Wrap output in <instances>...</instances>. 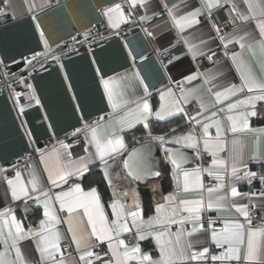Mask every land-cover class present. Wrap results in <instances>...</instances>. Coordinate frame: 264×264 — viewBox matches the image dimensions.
<instances>
[{
  "label": "crops",
  "instance_id": "obj_1",
  "mask_svg": "<svg viewBox=\"0 0 264 264\" xmlns=\"http://www.w3.org/2000/svg\"><path fill=\"white\" fill-rule=\"evenodd\" d=\"M258 2H264V0H252L254 5L253 10L257 12L259 11V9L256 8ZM106 3H110L109 7H111L118 4L119 0H6V2L4 0V6L0 10V13L10 15L12 21L0 26V59L7 60L20 54H26L32 50H37V52H39L43 46V41L46 40L47 44L54 45L71 34L83 30L89 24L97 22L98 17L96 8ZM226 5L231 6L232 9L233 5H235L238 12L250 17L249 20L244 21L237 16L239 20L237 26L220 32L215 30L212 20L206 18L201 20V18L214 12V10ZM163 7L166 8L167 12L162 15L168 18L172 27L170 31L162 34L158 38L152 39H148L138 31L134 34H130V30L138 28L140 23L146 21V19L141 20L140 17L146 16L148 18L155 14H159L158 12L163 9ZM122 8L128 16L127 21L122 23L119 29H114L109 25L107 17L103 14V22L106 26V29H104L105 31H94L87 37L86 43L100 40L104 42L94 50H83L81 53L63 60V74L59 68L54 67L42 69L32 75L30 83L35 98L27 107L28 109H33L29 111L24 118L26 123L30 126L31 138L33 140H38L42 138V136L52 133L57 136V141H60L62 138L61 134H63L67 128L80 129L83 124H85L87 120H90L96 113L102 114L101 118L103 119L90 120L87 124L89 128L96 127L99 124L102 137H108L115 131L117 135L123 138L125 132L139 127H142L144 131L149 134V132L152 131L150 128L153 121H168V127L170 128H176L188 122V118L184 111L174 112L172 115L166 116L163 120L155 115L149 117L147 121L132 120L130 124L124 123L117 130V124L120 118L125 115L128 109L125 108L123 111H120L119 109L114 110L111 107L103 84V80L109 78H114L120 82L119 90L124 93V95L120 97L121 104L123 100L132 102L137 98L144 97L145 93L142 86L147 85V90L151 89L152 91L147 94V99L152 107L153 113L160 109L162 102L160 98L161 93L167 92L168 89H171L175 97L181 100L180 107L184 109L186 103L183 102V92L188 96L187 102L192 100L197 102L200 109L199 113H203L202 115H198V119L203 123L205 122V117L210 116V111L201 109V103L203 102L206 108L211 111H215L216 107L213 106L214 96L209 95L208 89H211L214 93L216 91H222L232 84L237 86L241 84L240 73L237 70L236 63H234L232 59L233 53H242L243 59L252 67L258 78L264 80V47L260 44L261 37L259 29L256 26V20L260 17L257 16L255 19L251 18V13L245 0H219L218 6L211 9L210 12L206 7H203V0H145L142 5L137 4L135 6L131 5L130 0H127V7L124 8L122 6ZM198 8L201 9V12L195 19L199 22L193 23L191 26L180 28L171 18L172 16L177 17V19L186 17L188 13H192ZM106 9L103 10V13ZM136 9L141 10V15L138 19L133 15ZM29 11L37 14L35 18L36 23L28 17ZM121 31H124L126 34L120 36ZM222 35L225 36L224 40L220 39ZM241 36L245 37L244 43L246 45L251 44V50H249L248 47L241 49L240 43L238 42V38ZM229 40H232V42L229 43ZM78 46L79 45L68 46L66 49L56 51V54L65 53L64 55H66L74 53L75 50H78ZM177 46L180 47L179 52L169 62L164 63L158 61L156 55L162 48ZM149 48L152 50L153 55L137 66L135 65L138 69L137 72L140 78L137 79L133 77V72H135L132 67L133 56ZM215 48H220L224 53H227L225 54V59L212 62L206 58V53ZM148 53L149 51L147 50L145 54ZM38 61L44 63L45 58L40 57ZM189 76H194L195 79L188 81L186 77ZM141 80L142 83H140ZM164 80L166 81L163 82ZM235 81L237 82L235 83ZM176 84H179V86L177 87ZM193 89L195 91L190 93V90ZM245 94L237 93L236 97L230 98V101H225L223 104L218 105V107L226 109L228 102H233L236 98H243ZM252 94L256 95L258 93ZM37 99L39 103L36 102ZM135 107L136 105L132 103L131 108L135 109ZM111 110H113V113H111ZM248 112H255V114L259 113L263 115L264 101H256L254 107L248 108ZM176 118H180L181 121L178 122ZM217 118L220 119L219 117ZM208 122L211 123L210 120ZM145 123H147V127H145ZM227 124L230 129V123L228 121ZM260 126H264V121L253 123L251 128H258ZM19 128L21 130L19 122L14 118L9 98L7 96L0 97V211H3L5 208L12 209L23 201L33 202L37 200L36 197L40 194V191L51 189L54 193L56 191L66 190L72 183H80L85 191L94 187L84 185L82 181L83 175L80 174L81 172L84 174L89 171L92 166L98 164L97 162L101 163L99 157L95 155V145L89 143L90 139H86L85 152L80 156L71 157L69 151L63 145L51 146L44 150H40L37 159L29 160L28 166L16 169L12 177L8 179L5 178L2 172L6 170V166L2 163L11 156L24 152L29 145L27 136L24 137V135H21ZM228 131L229 137L226 138L225 131L223 130L224 146L223 150L218 152L217 156L218 159H222L226 162L227 170L225 171L224 167L212 166V162L204 167V169H209L214 172L219 171L224 176L225 188L220 191V195L227 196L225 207L221 209L215 207L212 209L207 208L208 194L206 189L209 187L204 186L205 191L203 192L197 190L187 193L181 191L178 193L179 198L182 200H194L203 197L205 201V207L200 212L201 219L199 221H186L188 223L187 229L178 227L176 231L172 232L176 233L178 230L182 229L187 233L192 231L194 227L199 228L201 223L203 224V230L193 232L191 236L185 234L181 238V244L185 246L186 253L189 252L186 247L188 243L192 244L191 251L196 252L202 251L205 247L209 248L211 246H216L211 240V229L209 227V221L204 219L205 213L208 212L211 214L213 218L211 221L219 219L222 225L224 219H238L241 223H244L247 228L249 225L246 224L245 217L228 205H247L249 215L251 214V208L255 209L256 212H260L264 209V191L247 196L243 188V175L245 174L248 163L251 161L264 163V133H248L247 130L240 133ZM189 132L197 135L189 127L179 132L175 137L184 136ZM209 132L213 138L216 136L215 127L210 128ZM202 134L203 129L201 127V131L199 135H197L200 137L198 150L200 149L203 152L210 153L204 150ZM156 137H160V135ZM89 138H91L90 132ZM150 138H155V136L153 135ZM174 138L172 143L178 146H184L183 144H176ZM233 140H239L240 142V157L236 161L238 172L235 175H233L231 171L233 163L231 159ZM124 148L125 145L122 149H119L118 152L106 156L105 160L108 161L114 158L122 152ZM198 150L197 152L199 153ZM57 153L59 154V159H57ZM69 161L73 162L74 169L79 168L80 171H74V174L68 178L67 184H62L60 188L52 186L48 179L49 171L58 168L60 164H67ZM197 163L198 161H196L193 166L184 170L197 168ZM17 172H20L22 180L28 185L29 189H31L29 181L32 179L33 175L38 179L39 190L31 193V199L21 197L19 200H14L12 198L11 187L7 181L10 179L14 180ZM204 173L208 174L207 171H204ZM53 178H56L55 171H53ZM213 178L215 177L213 176ZM219 183L220 181L216 180V185L212 187H216ZM123 184L121 180V187L124 189L127 186L125 187ZM148 187L152 196L153 206L147 213H143L142 211L145 221H147L149 217L155 215L156 205L165 203L164 197L172 193L171 189L169 191H163L157 181H153ZM231 187H236L239 195L232 196ZM124 197L127 201L130 198H128V193L124 195ZM113 200H117L114 192L113 197L109 198L105 203L101 199L105 212L109 215L110 219L113 218L111 216L112 209L110 207ZM137 203L141 210L142 205L138 197H131L130 201L127 203L128 209L130 211H135ZM36 205L42 207V210L38 212V216L41 220L44 218L43 203L37 200ZM53 206L56 210V215L61 220V223L56 225L57 231L61 234L60 242L67 240L76 251V254L63 256L64 264H85L84 261L80 260V256L83 254L84 249L77 250L76 244L72 239L73 234L68 230V221L71 219L73 227H76L77 223H79V227L77 228L78 237L81 232L85 235L91 232V226L87 223V217L83 214V209H78L75 213L70 215L67 210L60 209L58 201L55 202ZM168 207L169 211H171L172 208L175 207V204H170ZM184 215L188 216L189 214L185 212ZM15 216L17 220L21 221L25 232H27L28 228L21 214L16 213ZM26 216L29 219L30 213L26 214ZM27 221H29L33 230H39V221L34 217ZM252 229L256 230L259 228ZM143 235L146 237L147 233L144 232ZM130 237H133L132 231L122 233L120 236L126 244L127 239ZM153 238L156 241L155 236H153ZM258 240L260 244L258 260L264 262V237H259ZM89 243L91 247L94 245L104 246L109 252L110 259H112L111 251L108 247L109 241H100L96 237H91ZM112 243L114 244L115 240H113ZM36 245V238L32 240L30 236L19 241L18 246L20 247L25 264H51V262L46 259L41 260V255ZM133 246L134 244L129 248ZM90 248L88 250H90ZM0 251H3V244H0ZM11 258H15L14 249L11 251ZM56 259L57 261L61 259L59 253H57ZM191 262L194 261L186 260L183 264H190ZM101 264H105V261ZM129 264H137V262L130 261ZM243 264H248V262H243Z\"/></svg>",
  "mask_w": 264,
  "mask_h": 264
},
{
  "label": "snow or ice",
  "instance_id": "obj_2",
  "mask_svg": "<svg viewBox=\"0 0 264 264\" xmlns=\"http://www.w3.org/2000/svg\"><path fill=\"white\" fill-rule=\"evenodd\" d=\"M6 2V0H5ZM131 5L143 4L145 0H130ZM251 13V18L255 19L257 16L260 18L256 20V26L260 33V44L264 47V2H258L256 8L259 11H254V5L252 0H245ZM219 0H203V7H206L209 12L211 9L217 7ZM233 11L236 12L239 19L247 21L249 16L243 15L236 10L233 5ZM201 12V9H196L192 13H188L186 17L172 16L173 22L180 28L184 26H191L193 23L199 21L195 19ZM107 19L109 25L114 29H119L122 23H125L128 16L125 14L121 4H115L108 7L103 13ZM171 15V13H170ZM141 20L147 19L146 16L140 17ZM219 32V29H217ZM42 34V30H41ZM86 38L91 35L90 32H85ZM151 35V33H148ZM221 40L225 39V36L220 37ZM245 37L238 38L241 49L248 47L251 50V44L246 45L244 43ZM75 40V37L73 38ZM86 42V41H85ZM229 43L232 40L228 41ZM44 52H36L31 59H27V64L32 65L33 61L40 57L47 58L52 52V49L48 46L47 41H44ZM227 54V53H225ZM56 59V57H53ZM233 62L236 63L237 70L240 73L241 84L239 86L232 84L229 87L224 88L222 91L212 92L208 89L209 95L214 96L213 106L223 104L225 101H230V98L236 97L237 93L245 94L243 98H236L233 102H228L226 109H218V111L226 114V119L230 123V129L228 124L222 123L221 119L217 118V111H211L206 108L202 102L200 107L204 111H210V116L205 117V122L201 124V120L195 117V123L201 125L203 129V146L204 150L211 153L212 166L224 167L226 169V162L222 159H218V152L223 150V130L228 129L232 133H240L249 129L248 116L255 115V112H248L249 107H254L256 101H264V80L259 79L254 73L252 67L243 59L242 53H233ZM43 67V65L41 66ZM133 77L140 79L138 72H133ZM188 81L195 79L194 76L186 77ZM142 83V80H141ZM207 83V81H206ZM104 88L111 107L114 110L119 109L123 111L128 109L125 115L120 118L117 124V130L124 123H131L132 120L147 121L149 117L155 115L159 119L163 120L166 116L172 115L174 112H183L184 109L180 107L181 100L177 99L171 89L167 92L161 93V105L160 109L153 113L152 107L147 99V85H143L145 90V96L137 98L135 101L123 100L120 102V97L124 95L123 91H120V82L114 78L103 80ZM31 87V85H28ZM195 90H190L194 92ZM189 93V94H190ZM252 93H258L253 95ZM183 102L187 103L188 96L182 92ZM39 103V100L36 101ZM136 105L135 109L131 108V104ZM23 111V108H21ZM203 113H198L202 115ZM103 119V118H101ZM211 121L209 123L208 121ZM147 127V123H145ZM215 127L216 136L213 138L209 132V129ZM82 129H76L75 133H79ZM86 133L90 132L91 138L89 143L95 145V155L99 157L102 165L105 169V175L108 176V165L105 160L106 156H110L112 153L118 152L119 149L124 147L123 138L116 134L114 131L108 137H102L100 134L99 124L96 127L89 128L86 123L83 129ZM264 133V129L256 130ZM151 136V132H149ZM87 139V136H86ZM162 143L165 142V138L155 137ZM174 142L176 144H183L189 148H196L200 143V137L189 132L181 137H175ZM239 140L232 141L231 159L232 174L235 175L238 172L236 167V161L240 157ZM199 151V150H198ZM167 157L173 165V177L176 180V193H169L164 197L165 203L157 204L155 209V215L148 218L147 221L143 219L142 211L139 209L138 203L136 204V210L130 211L127 205L121 200H113L110 207L112 209L111 216L105 212L104 205L101 202V198L95 187H92L85 191L80 183H72L66 190L52 192L51 189L40 191V194L36 199L43 203L44 218L39 221V230H33L29 228L27 232L21 223L17 220L15 214L10 208H5L0 211V244H3V251H0V264H25L23 255L21 253L19 241L24 240L27 236H33L37 240V249L40 252L41 260H48L51 264H64L63 253L60 250L61 234L56 229V225L61 223L60 218L56 215L54 203L59 202L61 210H67L72 215L78 209H83V214L87 217V223L91 226V232L85 235L83 232L77 236V228L73 227V222L70 219L69 231L72 232V239L76 244L77 250L84 249L83 254L80 256V260L85 264H92L91 257L93 253L88 250L91 245L89 243L91 237H96L100 241H109L108 247L111 251V257L109 261H105V264H129L130 261H136L137 264H183L186 260H203L209 254V248L205 247L202 251H191L192 244L186 245L189 250L185 252V246L181 244V238L186 234L191 236L193 232L203 230V224L201 223L199 228H193L192 231L185 233L182 229L176 233H172L170 228L172 225H183L186 221H199L201 219L200 212L205 207V201L203 197L194 200H182L179 198L178 193L183 191L185 193L190 191H205L202 183V173L208 172L209 176H214L220 183L216 187H209L206 189L208 194L207 208L213 207L221 209L225 207L226 195H220V191L225 188L224 176L219 171H212L209 169L195 168L192 170H184L183 164L186 163L185 154L179 149H166ZM57 159L59 154L57 153ZM124 167L129 170V174L136 179L141 178L143 175L152 174L159 175L158 172H150L147 155L142 150H133L129 154V158L124 161ZM53 171L56 173V178H53ZM74 171H80L79 168L74 169L73 162L69 161L67 164H60L58 168L49 171V182L52 186L60 188L62 184H67L68 178H70ZM83 175V172L80 173ZM248 176H255V173H246ZM264 180V177H262ZM7 183L11 187V195L14 200H19L21 197L31 199V193L37 192L39 181L33 175L29 181L31 189L24 183L21 178L20 172L16 173L14 180H8ZM231 195H239L236 187H231ZM175 204V207L169 211V205ZM231 208H234L236 212L245 217L249 227L246 228L244 223L237 220L224 219L223 227L220 231L211 230V240L217 248L223 249L219 255H212L213 261H220L221 264H232L233 261L248 262V264H264L258 260L260 253L259 237H264V226L259 229L253 230L250 227L251 221L248 219L247 205L229 204ZM188 213L185 216L184 213ZM130 218V219H129ZM215 221H209V227ZM135 229V234L139 240H143L145 236L143 233L147 230L149 236H155L156 242L160 248V258L153 260L152 257L146 253H142L139 245L129 248L123 239L120 238L122 233H128ZM167 237V238H166ZM115 240L113 244L112 241ZM15 250V258H11V251ZM57 253L60 254L61 259L57 261Z\"/></svg>",
  "mask_w": 264,
  "mask_h": 264
},
{
  "label": "built area",
  "instance_id": "obj_3",
  "mask_svg": "<svg viewBox=\"0 0 264 264\" xmlns=\"http://www.w3.org/2000/svg\"><path fill=\"white\" fill-rule=\"evenodd\" d=\"M119 3L126 8L127 0H119ZM4 6V0H0V10ZM110 3H106L103 6H98L96 8L98 20L95 23L89 24L83 30L77 31L67 38H64L60 42L55 45L61 44L63 42H71V41H79L87 38L82 35L85 32L93 33L94 31H102L106 29L103 18V10L108 8ZM132 16V14L130 13ZM133 15L138 17L141 15V10L136 9L133 12ZM210 19L213 22L214 28L217 31L229 30L239 24V20L237 18L236 12L233 11L232 7L229 5L223 6L222 8H218L211 12L209 15L201 18V20ZM138 32H141L148 39L158 38L162 34L170 31L172 29L171 24L169 23L168 18L165 15H155L147 19L145 22L139 24ZM151 33V35H148ZM126 34L124 31L120 32V36ZM75 37V40L73 38ZM102 41L92 42V43H84L78 46V50L74 53H69L64 56L65 59L71 58L83 50H94L99 47ZM55 45H48L50 48ZM44 48H41L39 52H42ZM180 47H172V48H162L160 52L157 53L156 57L158 61L161 62H169L173 57H175L179 52ZM37 50H32L27 52L26 54H21V63H26L27 59H31L34 53ZM206 58L212 62L221 61L225 59V53L220 48H215L206 53ZM144 57L141 56H133L132 67L137 65L139 62L143 60ZM18 59L10 58L8 61L0 62V97L9 96L12 102L14 103V107L17 111H21V108L25 110L33 99L35 98L34 92L31 87L30 79L33 74L42 70L41 66L47 65L46 61L44 63H40L41 61L35 60V64L28 70L29 73H20V75L13 76L10 72V67L16 64ZM164 80L163 82H165ZM237 81H235L236 83ZM162 83V82H161ZM178 87L179 84H176ZM150 90V89H149ZM199 106L195 100L189 101L184 105V112L186 117L188 118V124L191 130H193L197 135H199L201 131V127L195 123L194 119H190V117H195L198 119ZM22 112V111H21ZM102 114L96 113L90 118V120H99L101 119ZM87 120V121H90ZM85 122V124L87 123ZM83 124V125H85ZM74 128H67L63 134H61V140L57 141V136L52 133H48L45 136L38 140H34L33 142H29V146L25 152L15 154L11 156L8 160L3 162L2 164L6 166V170L2 172L5 178H10L13 176L16 169L21 167L28 166L29 160L37 159L38 153L42 148L37 147L38 143L42 144L43 148H48L51 146H60L63 145L68 151L71 157H77L85 152V131L81 130L79 133H75ZM212 155L210 153L203 152L199 149L198 155V163L197 167L204 169V167L208 166L212 162ZM255 173V176H248L246 173ZM264 163L258 161H251L248 163L245 174L243 175V188L247 196L264 191ZM203 183L205 187H212L216 185V180L213 176H209L207 173L203 172ZM65 214V213H64ZM63 214V215H64ZM206 221L213 220L211 214L208 212L204 214ZM248 219L251 221L250 227L252 228H261L264 226V209L260 212H256L255 209L251 208V214L248 216ZM243 220V219H242ZM247 224V221L245 219ZM178 227H182L184 229L188 228V223L185 222L183 225L176 224L172 225L170 228L171 232L176 231ZM223 227L221 221L219 219H215V223L212 224L211 230H221ZM134 243V237H130L127 239V245L130 247ZM60 250L63 253V256H69L72 254H76V251L71 247L70 243L67 240L60 242ZM223 249L217 248L216 246L209 247V254L203 260H198L191 262L190 264H221L220 261H213L211 259L212 255H219V253ZM90 251L93 253L91 259L92 264H101L104 261L110 259V255L108 250L104 246L94 245L90 248ZM232 264H240V262H232Z\"/></svg>",
  "mask_w": 264,
  "mask_h": 264
},
{
  "label": "water",
  "instance_id": "obj_4",
  "mask_svg": "<svg viewBox=\"0 0 264 264\" xmlns=\"http://www.w3.org/2000/svg\"><path fill=\"white\" fill-rule=\"evenodd\" d=\"M166 12H167L166 8L163 7V9H161L158 12L159 14H155V15H162ZM28 14H29L28 17L32 21L35 22V18L37 16V14L33 13L31 11H29ZM155 15H153V16H155ZM150 17H152V16H150ZM150 17H148L147 19H149ZM11 19L12 18L10 15L0 13V26L11 22L12 21ZM138 30H139V28L132 29V30H130V34H134ZM103 31H105V30H103ZM82 41H84V40H82ZM80 42L81 41H79V42H76V41L68 42V43L62 44L58 47L52 48V52L49 54V56L47 58H45L47 65L43 66L40 69H50V68L57 67L62 71V74H63L62 61L64 59L63 55L65 53L64 54H56V51L66 49V47H68V46L77 45ZM103 42L104 41H102V43ZM44 51H45V48L43 49L42 52H44ZM53 57H56V59H54ZM42 58H44V57H42ZM34 64H35V61H33L31 66H29L27 63H19V64L11 66L10 72L12 73V75H15L17 73H29L28 70ZM133 69L135 70V72H137L135 65L133 66ZM142 89H144L143 86H142ZM143 91L145 93V90H143ZM150 92H152V91L147 90V94ZM218 109H221V108L216 106L215 111H217V117H219L222 120V123L227 124L225 113L218 111ZM111 113H113V110H111ZM259 121L260 122L264 121V114L261 115L258 113V114H255L254 116L249 115L248 116V124L250 126L249 129H251V130H247V132L248 133H262V132H259L256 130L264 129V126H260L258 128H251L253 123H256ZM87 122H89V121H87ZM201 124H203V122H201ZM84 126L85 125H83L80 129L83 130ZM224 131L226 134V138H228L229 137L228 129H224ZM176 135L170 136L168 138L164 137L165 138L164 143H162L160 140L155 139V138H147L138 144L132 145L130 148L124 149L117 156H115L114 158H111L107 161L108 173H109L108 176L105 175V169H104V166L102 165V163L97 162L98 164H97L96 168L94 169V171H100L105 175L107 182L112 187L114 194L116 195V198L121 200V202L126 204L125 198H123L121 195V189L119 188V186L116 183L115 178H114V171L116 169L118 170V172H120L123 175V177L132 181L133 185L136 187V190H138L139 186H148L150 184V182L159 180L161 175H162L163 167L166 165V166L170 167L171 192L173 194H175L176 193V180L173 177V165L171 164V161L167 157L166 149L179 148L185 154L186 163L183 164V166H182L183 169H187L188 167L193 166L196 163V161H198V155H199L197 150L194 148L178 146V145H175L174 143H172V140ZM85 136H87V139H90L89 138V132H87V133L85 132ZM37 147L42 148L41 150L45 149L42 147L41 143H38ZM134 149L135 150H142L147 155V160H148L150 172H152V173L158 172L159 175L147 174V175H143L139 179H136L134 176L129 174V170L124 167V161L129 158V154L132 153ZM36 202H37V200H35L33 202L23 201V202H21V204H19L18 206L11 209L14 214H16V213L21 214V216L23 217V219L26 222V226L28 229L31 228V226L29 224V221H27V220H29L30 218H33V217L37 221L40 220V217L37 215V213L42 210V207L39 205H36ZM28 213H30L29 219L26 216V214H28ZM145 233H147V230L145 231ZM132 235L134 237V243L133 244H135L136 246L138 244L142 253H146V254L150 255L153 260H158L160 258V248H159V245L157 244V242L155 241V239L153 238V236H149L147 234V236L143 240H139L137 238V235L135 234V229H133ZM30 238L32 240H34L33 236H30Z\"/></svg>",
  "mask_w": 264,
  "mask_h": 264
},
{
  "label": "trees",
  "instance_id": "obj_5",
  "mask_svg": "<svg viewBox=\"0 0 264 264\" xmlns=\"http://www.w3.org/2000/svg\"><path fill=\"white\" fill-rule=\"evenodd\" d=\"M19 74L20 73H17V75ZM176 120L178 122L181 121L180 118H176ZM168 123H169L168 121H153L151 123V128H150L152 130L151 136L154 135L156 137L157 135H160L165 138H168L170 136L178 134L179 132L183 131L185 128H189L188 122H186V124H181L179 127L176 128L168 127ZM151 136H149V134H147L142 127L127 131L123 134V141L125 145L124 149L130 148L132 145L138 144L143 140L150 138ZM96 166L97 164L92 166L89 169V171L83 174L82 181L86 186H94L98 190L102 201L105 203L109 198L113 197L114 191L107 182L105 175L100 171H94ZM114 178L119 188H121L120 187L121 180L122 181L126 180L129 183L133 184L132 181L123 177V175L120 172H118L117 169L114 171ZM156 181L159 182L161 189L163 191H169L171 189L170 167L165 165L163 167L162 175L160 179ZM137 193L138 196L140 197L142 211L143 213H147L153 206V200L149 187L139 186ZM37 215H39V213Z\"/></svg>",
  "mask_w": 264,
  "mask_h": 264
},
{
  "label": "clouds",
  "instance_id": "obj_6",
  "mask_svg": "<svg viewBox=\"0 0 264 264\" xmlns=\"http://www.w3.org/2000/svg\"><path fill=\"white\" fill-rule=\"evenodd\" d=\"M82 40H84V39H82ZM82 40H79V41H81L79 44H81L82 42H84V41H82ZM79 41H76V42H79ZM71 42H73V41H71ZM65 43H68V42H63V43H61V44H58V45H55L54 47H52V48H55V47H58V46H60V45H62V44H65ZM57 44V43H56ZM49 45V44H48ZM78 45V44H77ZM42 48H45L44 47V41H43V46H42ZM51 48V49H52ZM149 51V53L148 54H145V52L146 51ZM146 51H144V52H141V53H139L138 55H136V56H141V57H144L143 58V60L145 59V60H147V58L148 57H150L151 55H153V52H152V50L149 48V49H147ZM21 54L20 55H17V56H15V57H13V58H16V59H18L17 60V62L18 63H21ZM63 56H65V55H63ZM64 58V57H63ZM9 59H7V60H1L0 59V62H2V61H8ZM63 60H66L65 58L63 59ZM27 63V62H26ZM137 66V65H136ZM135 66V67H136ZM136 69H137V67H136ZM138 70V69H137ZM152 89H154V88H152ZM151 90V89H150ZM6 97V96H5ZM7 97L9 98V101H10V104H11V107H12V110H13V113H14V118L17 120V122H19V124H20V127H21V130H20V128H19V130H20V133H21V135H24V137L25 136H27V141L28 142H30V141H34L32 138H31V131H30V126L26 123V120H25V115L29 112V111H31L32 109L31 108H29L28 109V107L25 109V110H23L22 112L21 111H17V109L14 107V103L12 102V100L10 99V97L7 95ZM30 138V139H29ZM29 146V145H28ZM28 148V147H27ZM26 151V150H25ZM24 151V152H25Z\"/></svg>",
  "mask_w": 264,
  "mask_h": 264
},
{
  "label": "rangeland",
  "instance_id": "obj_7",
  "mask_svg": "<svg viewBox=\"0 0 264 264\" xmlns=\"http://www.w3.org/2000/svg\"><path fill=\"white\" fill-rule=\"evenodd\" d=\"M123 185H125V187L127 186L128 187V189H127V187L126 188H122L121 186V195H122V197L123 198H125L124 197V195H126L127 193H128V198H129V200L128 201H130V199H131V197H135V198H137L138 197V199H139V201H140V198H139V196H138V194H137V190H136V187L133 185V184H131V183H129L128 181H126V180H123ZM137 196V197H136ZM125 200H126V204L128 203V201H127V199L125 198ZM130 203V202H129ZM128 207V206H127ZM141 211H142V208H141ZM136 245L134 244V246L133 247H135Z\"/></svg>",
  "mask_w": 264,
  "mask_h": 264
},
{
  "label": "bare ground",
  "instance_id": "obj_8",
  "mask_svg": "<svg viewBox=\"0 0 264 264\" xmlns=\"http://www.w3.org/2000/svg\"><path fill=\"white\" fill-rule=\"evenodd\" d=\"M144 61H145V59H144V60H142L141 62H139L138 64H140V63H142V62H144ZM138 64H137V65H138Z\"/></svg>",
  "mask_w": 264,
  "mask_h": 264
},
{
  "label": "flooded vegetation",
  "instance_id": "obj_9",
  "mask_svg": "<svg viewBox=\"0 0 264 264\" xmlns=\"http://www.w3.org/2000/svg\"><path fill=\"white\" fill-rule=\"evenodd\" d=\"M78 45H80V44H78Z\"/></svg>",
  "mask_w": 264,
  "mask_h": 264
}]
</instances>
